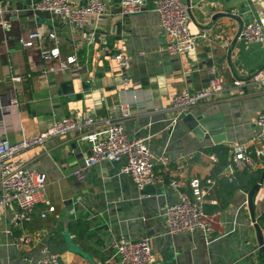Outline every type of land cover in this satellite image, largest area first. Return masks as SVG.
<instances>
[{"label": "crops", "instance_id": "crops-1", "mask_svg": "<svg viewBox=\"0 0 264 264\" xmlns=\"http://www.w3.org/2000/svg\"><path fill=\"white\" fill-rule=\"evenodd\" d=\"M33 1L0 2L11 19L7 45L0 35V141L17 144L66 116L92 118L94 124L49 138L14 156L30 171L45 175L43 197L55 211L42 219L40 214L47 207L39 204L31 220L23 222L15 217V205L0 206V264H35L43 248L59 256L58 264H106L113 241L142 236L150 239L154 264H264V245L261 248L257 243L247 210L249 191L244 186L229 189L222 180L227 179L224 168L211 151L218 146L228 148L229 161L232 147L252 145L258 132L255 122L264 108V95L251 78L264 66V53L259 44L245 42L238 35L252 19L264 26V0H181L189 7L188 28L195 46L191 53L179 56L163 51L167 38L150 0L142 13L125 19L117 15L111 0H103L109 15L95 31L93 42L89 39L92 30L74 29L46 13L32 14ZM68 1L84 4L83 0ZM33 31L41 34L46 47L52 46L47 33L54 32L60 58L75 55L79 76L49 72L38 50L23 49L16 42L20 35ZM114 53L128 59L129 80L139 87L122 85ZM212 75L219 79L222 91L186 114L221 115L225 141L213 144L206 134L198 139L182 119L172 130L162 132L174 116L173 96L205 88ZM12 77L21 80L13 82ZM66 82L73 86L71 101L61 92ZM11 98L17 106L9 109ZM120 104L129 106L128 118H121ZM107 121L119 122L130 139L147 138L155 174L164 180L153 185L152 192L138 190L120 173L124 160L83 167L89 145L82 138ZM162 153L169 160L168 172L157 161ZM263 168L264 163L252 171ZM76 171L81 172V179L75 177ZM193 180L209 187L204 210L214 216V232L210 236L198 230L168 235L164 211L178 201L169 183L177 181L190 192ZM254 213L264 241L259 224L264 213V180L254 197ZM26 236L33 241L24 246L21 238Z\"/></svg>", "mask_w": 264, "mask_h": 264}, {"label": "built area", "instance_id": "built-area-1", "mask_svg": "<svg viewBox=\"0 0 264 264\" xmlns=\"http://www.w3.org/2000/svg\"><path fill=\"white\" fill-rule=\"evenodd\" d=\"M83 5H73L68 0H35L30 12L32 14L46 13L60 21L70 25L74 29L92 30L89 34L90 42L95 41L96 30L105 22L108 14V6L103 0H83ZM117 9V15L121 19L140 14L144 11L147 0H111ZM151 11L158 17L161 29L167 38L163 51L169 56H179L191 53L195 46V36L188 28L189 7L181 0H150ZM6 6L0 5V29L3 33V44L7 45L8 33L11 30V19H7ZM235 15L234 13H232ZM205 39V35L201 34ZM46 38L52 46L42 44L43 37L37 31L28 32L16 38V42L23 49H36L41 60L47 65L51 73H68L72 77L79 76L80 67L75 55L60 58L58 40L54 32H49ZM238 38L260 45L264 53V26L258 19L243 24ZM109 52L108 48H104ZM116 63L117 75L122 85L133 89L139 87L131 82L128 77V59L122 53L112 55ZM13 82L21 79L12 77ZM264 95V66L257 70L251 78ZM233 83L235 80L233 79ZM222 86L217 77L212 75L205 88L193 93H177L171 100V110L174 116L162 132L172 130L187 111L199 102L209 99L222 91ZM17 106L14 98L8 100L7 108ZM117 110L121 118L130 116V108L127 104H120ZM92 118L78 119L66 116L53 122L45 131L21 142L10 145L6 140L0 141V206L15 205L16 218L23 222H29L31 215L39 204L47 207L46 213H41L43 219L47 213L55 211L43 197V189L46 177L43 173L30 171L21 159H14L20 151L35 145H41L49 138L65 135L69 132L80 131L85 125H93ZM258 132L250 146L235 144L232 147L228 164L224 168V177L231 179L235 172L255 169L264 163V108L256 118ZM89 145V153L83 159V167L90 168L100 162L125 163L120 173L130 178L138 190L149 185L163 183L162 177L155 174L153 157L150 154L145 137L128 138L119 122H105L103 128L82 138ZM157 161L164 171H169V160L165 154H160ZM75 177L82 178L80 171H76ZM169 186L178 193V201L167 205L165 208V220L167 234L192 233L201 231L203 235L210 236L214 232V216L208 215L204 210L205 196L209 187L203 188L198 180L190 183V192L181 189L177 181H171ZM33 241L31 237L21 238L25 246ZM112 254L105 261L106 264H154V257L150 249V239L142 236L137 240L116 239L111 244ZM59 256L51 253L47 248L41 250V258L35 264H58Z\"/></svg>", "mask_w": 264, "mask_h": 264}, {"label": "water", "instance_id": "water-1", "mask_svg": "<svg viewBox=\"0 0 264 264\" xmlns=\"http://www.w3.org/2000/svg\"><path fill=\"white\" fill-rule=\"evenodd\" d=\"M4 0H0L2 2ZM61 92L67 100H73V86L71 82H66L61 85ZM79 98V95L77 96ZM182 122L188 127L189 130L198 138L202 139L206 134L213 144H219L226 139L224 121L221 115L215 114L209 117H205L203 114L188 113L183 116ZM264 180V172L262 173L259 181L249 190L246 195V205L249 213L250 220L255 232L258 245L262 248L264 245L263 235L260 227L256 222L254 213V197L260 189ZM153 185L146 186L142 189V192H152Z\"/></svg>", "mask_w": 264, "mask_h": 264}, {"label": "trees", "instance_id": "trees-1", "mask_svg": "<svg viewBox=\"0 0 264 264\" xmlns=\"http://www.w3.org/2000/svg\"><path fill=\"white\" fill-rule=\"evenodd\" d=\"M0 35L3 41V33L0 31ZM9 37V33L7 35ZM15 40V39H14ZM212 152L216 153L218 156V162L221 163V168H225L228 164L227 160V153L228 148L218 146L211 150ZM263 169H259L257 171L252 170H245L242 172H235L231 179H222L223 182L229 187L231 191H235L236 189H241L244 186L246 192H248L260 179ZM259 224L264 229V213L259 218Z\"/></svg>", "mask_w": 264, "mask_h": 264}, {"label": "clouds", "instance_id": "clouds-1", "mask_svg": "<svg viewBox=\"0 0 264 264\" xmlns=\"http://www.w3.org/2000/svg\"><path fill=\"white\" fill-rule=\"evenodd\" d=\"M78 83V82H77Z\"/></svg>", "mask_w": 264, "mask_h": 264}]
</instances>
